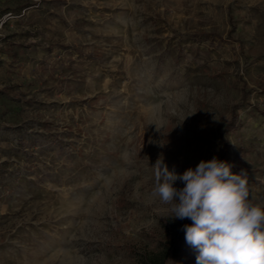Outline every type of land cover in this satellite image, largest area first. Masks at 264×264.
I'll use <instances>...</instances> for the list:
<instances>
[{"label": "rangeland", "instance_id": "374dc122", "mask_svg": "<svg viewBox=\"0 0 264 264\" xmlns=\"http://www.w3.org/2000/svg\"><path fill=\"white\" fill-rule=\"evenodd\" d=\"M214 156L264 205V0H0V264H153Z\"/></svg>", "mask_w": 264, "mask_h": 264}, {"label": "clouds", "instance_id": "9594fccd", "mask_svg": "<svg viewBox=\"0 0 264 264\" xmlns=\"http://www.w3.org/2000/svg\"><path fill=\"white\" fill-rule=\"evenodd\" d=\"M232 167L215 156L182 175L163 160L155 164L151 195L172 219L191 221L182 231L196 264H264V205L249 198L247 172ZM177 180L184 187H174Z\"/></svg>", "mask_w": 264, "mask_h": 264}, {"label": "trees", "instance_id": "16d2710c", "mask_svg": "<svg viewBox=\"0 0 264 264\" xmlns=\"http://www.w3.org/2000/svg\"><path fill=\"white\" fill-rule=\"evenodd\" d=\"M235 123L236 117H233V120H231L227 124L226 128L230 129L229 131H234L236 127ZM237 165H239L238 167L240 170H242V167H244V164H241V162H238ZM172 235L173 238H171L164 244L162 251L159 254L154 255L153 258L150 259L153 264H189L184 262L179 256V243L182 241L186 242L184 232L180 230H175Z\"/></svg>", "mask_w": 264, "mask_h": 264}]
</instances>
